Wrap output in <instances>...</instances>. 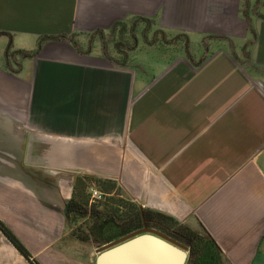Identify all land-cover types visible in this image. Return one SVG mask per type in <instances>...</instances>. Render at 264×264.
Returning <instances> with one entry per match:
<instances>
[{
	"label": "crops",
	"instance_id": "1",
	"mask_svg": "<svg viewBox=\"0 0 264 264\" xmlns=\"http://www.w3.org/2000/svg\"><path fill=\"white\" fill-rule=\"evenodd\" d=\"M263 9L264 0H0V219L41 264H95L99 246L71 234L87 216L65 212L77 182L67 181L70 142L121 126L128 154L147 165L120 176L141 205L206 233L225 264L264 254ZM148 24L188 54L140 86L122 44ZM208 42L224 48L206 54ZM0 264H29L1 232Z\"/></svg>",
	"mask_w": 264,
	"mask_h": 264
},
{
	"label": "rangeland",
	"instance_id": "2",
	"mask_svg": "<svg viewBox=\"0 0 264 264\" xmlns=\"http://www.w3.org/2000/svg\"><path fill=\"white\" fill-rule=\"evenodd\" d=\"M142 32L143 29L137 32L139 37V45L132 51L131 60L128 61V64L136 68L137 72L139 73L138 75L141 76L138 78V82L136 83L140 86H145L149 84V82L153 79L158 81L157 78L152 77L156 75L158 77L161 70L167 67L170 69H176L178 64L177 62L179 61L177 59L180 56H187L188 51L186 49V46L184 45V40L175 42L170 41L173 38L172 34H169V36L165 37L164 40H162L159 30H148L144 38L142 37ZM113 41H116V38L115 40L113 39ZM205 46L207 47V50ZM205 46L203 47L207 52L205 53L210 55L216 50L224 48V42H208L205 43ZM201 48L202 47H199V49ZM236 53L240 54V50H237ZM124 129V126H121L119 129L116 128L114 130H112V128L110 127L109 129L106 128L104 133L99 135L97 139H95V137H92L93 141L87 140L83 143L70 142L72 148V157L70 158L71 175L67 181L73 180L74 182L75 179L76 182L79 177L84 176L91 177L97 181L100 180V186H97L96 183H94V181L92 180V183H90V187H93L102 193H104L103 186L109 184L110 181H115L117 187L119 188V197L127 201L129 200L135 202L139 206V208L140 206H142V208L144 209L145 206L141 205V203L139 202V200H141V197H137L138 195L132 191H129L126 186H124V188L123 186H121L122 184L125 185L122 178H128V170H130L128 166H133L136 170L138 168L142 171L147 170V165L144 161L145 159L143 156L138 155V153L136 154L134 152L128 154L127 150L131 149L130 147L134 143L129 137V132L124 134ZM130 133L133 134V127L131 128ZM112 137L114 140L112 139ZM118 138L119 142L117 140ZM124 140L125 142H123ZM117 142L120 144H118ZM122 143L125 144L124 148L121 147V145H123ZM80 146L83 147V151L80 150ZM122 151H125L124 156H122ZM122 160L124 164L122 166H119ZM141 163H143V165H141ZM119 173L120 175L118 176ZM88 193L90 194V190ZM107 197L108 196H106L105 198ZM133 197L136 201L132 199ZM2 208L4 209L3 216L13 219L14 216L11 212L8 211L7 206L3 205ZM156 229L163 234L174 238L166 233V230L164 228ZM253 264H264V254H260L257 260L253 262Z\"/></svg>",
	"mask_w": 264,
	"mask_h": 264
},
{
	"label": "trees",
	"instance_id": "3",
	"mask_svg": "<svg viewBox=\"0 0 264 264\" xmlns=\"http://www.w3.org/2000/svg\"><path fill=\"white\" fill-rule=\"evenodd\" d=\"M92 180L100 186V180L97 181L88 176L77 179L65 209L67 218L71 220L87 216L83 222V228L79 225L72 229L71 234L74 237L82 242H92L100 246L141 226L142 215L139 206L135 202L119 197V188L115 181H110L103 186V194H105L103 196H108L107 198L102 196L99 200L91 201L88 192ZM147 212L151 213L166 233L188 247L185 264H225L217 244L206 233L179 223L166 213L145 208V213ZM0 232L29 264H41L1 219Z\"/></svg>",
	"mask_w": 264,
	"mask_h": 264
},
{
	"label": "water",
	"instance_id": "4",
	"mask_svg": "<svg viewBox=\"0 0 264 264\" xmlns=\"http://www.w3.org/2000/svg\"><path fill=\"white\" fill-rule=\"evenodd\" d=\"M57 39L56 37H51ZM144 226L96 249L95 264H185L188 247L160 231Z\"/></svg>",
	"mask_w": 264,
	"mask_h": 264
},
{
	"label": "flooded vegetation",
	"instance_id": "5",
	"mask_svg": "<svg viewBox=\"0 0 264 264\" xmlns=\"http://www.w3.org/2000/svg\"><path fill=\"white\" fill-rule=\"evenodd\" d=\"M150 28V24H148L147 25V27H145L144 29H143V32H142V37L144 38L145 36H146V32L148 31V29ZM135 32L136 31H134L133 30V33L130 35L131 36V38H132V41L131 40H129L128 42H123V47L125 48V50H126V52H128V53H130V55H131V53H132V51H133V49L137 46V44H138V39H139V37H138V35H136L135 34ZM161 34V33H160ZM170 41H172V39L170 40ZM166 42V41H165ZM173 42H175V40L173 41ZM128 56H127V54L125 55V58H127ZM143 212H144V216H145V219H146V221H145V225H146V227H149V228H154V227H156V228H159V229H162L161 227L162 226H160V224L158 223V221L155 219V218H153V216L151 215V213H149V212H147V214L145 213V208L143 209ZM141 215H142V213H141ZM144 226V223H143V218H142V224H141V226L139 227V228H137V229H140V228H142ZM156 228H154V229H156ZM137 229H135V230H137ZM157 230V229H156ZM134 231V230H133ZM159 231V230H158ZM132 232V231H131ZM130 233V232H129ZM162 233V232H161Z\"/></svg>",
	"mask_w": 264,
	"mask_h": 264
},
{
	"label": "built area",
	"instance_id": "6",
	"mask_svg": "<svg viewBox=\"0 0 264 264\" xmlns=\"http://www.w3.org/2000/svg\"><path fill=\"white\" fill-rule=\"evenodd\" d=\"M103 196V193L98 191L97 189L91 188L90 190V198L91 201L99 200Z\"/></svg>",
	"mask_w": 264,
	"mask_h": 264
}]
</instances>
